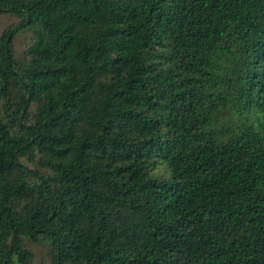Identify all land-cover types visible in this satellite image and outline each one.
I'll list each match as a JSON object with an SVG mask.
<instances>
[{
  "label": "trees",
  "instance_id": "1",
  "mask_svg": "<svg viewBox=\"0 0 264 264\" xmlns=\"http://www.w3.org/2000/svg\"><path fill=\"white\" fill-rule=\"evenodd\" d=\"M0 15V264H264V0Z\"/></svg>",
  "mask_w": 264,
  "mask_h": 264
},
{
  "label": "rangeland",
  "instance_id": "2",
  "mask_svg": "<svg viewBox=\"0 0 264 264\" xmlns=\"http://www.w3.org/2000/svg\"><path fill=\"white\" fill-rule=\"evenodd\" d=\"M16 23V19L7 15H0V37L5 30L12 28ZM30 41L31 39L29 34L17 35L14 41L15 53L17 55L20 54L27 47Z\"/></svg>",
  "mask_w": 264,
  "mask_h": 264
}]
</instances>
